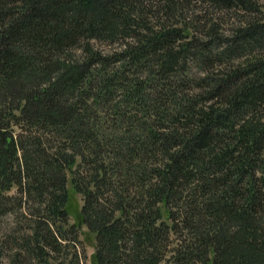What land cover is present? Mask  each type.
<instances>
[{
	"label": "trees",
	"instance_id": "1",
	"mask_svg": "<svg viewBox=\"0 0 264 264\" xmlns=\"http://www.w3.org/2000/svg\"><path fill=\"white\" fill-rule=\"evenodd\" d=\"M8 214V264H78L81 225L95 264H264L258 1L0 0Z\"/></svg>",
	"mask_w": 264,
	"mask_h": 264
},
{
	"label": "rangeland",
	"instance_id": "2",
	"mask_svg": "<svg viewBox=\"0 0 264 264\" xmlns=\"http://www.w3.org/2000/svg\"><path fill=\"white\" fill-rule=\"evenodd\" d=\"M258 4L261 8V12L264 16V0H257ZM67 188L71 190V183H70V176L68 175L67 181ZM81 205V195L70 191L68 203H67V210L69 215V222L70 223H79L80 215L79 209ZM24 218L20 215H2L0 216V250H2L0 264H8L9 262V248L13 243L10 241V238H16V245L13 247L18 249L17 242H19V235L21 234L22 230L21 227L24 226ZM78 238L80 242L76 244V249L78 252V264H95L92 254L94 252V239L93 234L87 230L84 225L80 226ZM71 252L73 251L72 248ZM67 254V250L65 251ZM60 256V255H57ZM23 264V263H19ZM28 264H36V262L32 261Z\"/></svg>",
	"mask_w": 264,
	"mask_h": 264
}]
</instances>
